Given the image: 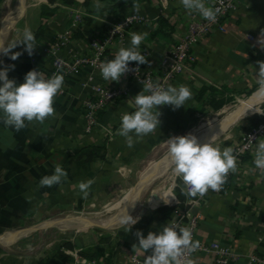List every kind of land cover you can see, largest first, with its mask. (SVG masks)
Masks as SVG:
<instances>
[{
    "label": "crops",
    "instance_id": "1",
    "mask_svg": "<svg viewBox=\"0 0 264 264\" xmlns=\"http://www.w3.org/2000/svg\"><path fill=\"white\" fill-rule=\"evenodd\" d=\"M20 1L16 8L12 0H0V35L6 44L7 34L13 26L14 36L10 42L19 39L24 28L28 27L34 33L41 31V39L32 55L25 50L24 43L12 49V52L21 53L16 60H12L10 55H2L0 58V69L8 67L9 79H15L17 84L23 83L26 74L34 68L51 69L54 58L47 52V48L58 43L59 33L67 31L73 36L61 49L62 54L68 56L88 51V38L117 26L124 18L141 16L142 20L134 21L128 27L125 42L114 41L109 46L107 54L111 60L121 47H131V36L134 32H146L149 35L157 29L160 16H167L178 36L188 30L193 14L183 8L180 0H167L166 5L162 0H135L121 6L116 14L109 12L107 3L103 1H100L104 5L100 12L93 7L95 0H89V4H86V0L83 3L77 0L73 5L60 2L50 4L48 0ZM206 3L209 6L208 0ZM134 4L139 6L138 10L133 7ZM44 6L56 9L54 14L49 17L43 15ZM76 10L84 14V21L79 25H74ZM22 20L24 23L21 24ZM225 26V30H215L192 49L193 61L189 63V69L171 84L175 87L187 86L193 94L192 98L178 109L171 105L160 106V128L143 137L131 148L126 146L125 138L118 135V129L121 116L135 110L129 99L142 91L143 84L123 80L121 85H127V95L103 111L99 125L93 132H86L82 107L84 101L91 96V88L86 83L91 74H95L92 83L106 82L100 71H94L95 67L92 65H86L69 75L66 80L68 88L55 98L57 115L54 119L49 118L44 124L33 122L19 132L0 123V241L5 240L3 236L6 234H14V242H17L39 231L40 228L33 229L39 226L36 221L52 220L51 217L59 214L72 210L80 212L87 207L107 203L115 190L122 187L125 182L122 179H126L129 173L138 172L140 166L149 158L161 154V150L167 146V139L180 135L181 127L190 120V113L205 100V97L201 101L196 100L202 87H215L218 90L224 86L239 93L257 87V61H264V48L257 43L264 31V0H242L236 12L226 20ZM168 45L146 37L140 46L149 48L151 52L143 67L146 70L153 69L167 51ZM239 135L219 146L221 149L231 147ZM86 146H91L98 154L91 161L79 157V152ZM253 152L238 160V171L225 183L221 193H209L201 205L194 209L202 214L197 240L206 243L219 240L221 244L231 246L241 255L240 259L228 264H249L251 254H264V176L255 169ZM57 164L66 169L67 180L63 185L41 187L39 180L44 175H51ZM166 175H170L169 181L174 179L169 185V189H172L176 177L170 167ZM89 179H94L95 182L85 200L79 192L78 184ZM136 186L119 202L128 203ZM157 189L153 192L156 195ZM163 192L165 191L162 188L161 193ZM170 200L172 202L174 199ZM159 205L160 203H154L153 208ZM133 211L134 208L129 211L132 216ZM157 215L158 213L153 216ZM170 218L153 220L150 231L159 234ZM69 220L77 222L72 218ZM50 223L44 222L43 226ZM135 239V235L127 232V245L123 244L124 241L113 238V242L106 246L97 239L92 241L76 235L75 240H72L74 249H67L63 245L59 247V251L71 257L67 262L59 259L58 247L55 246L52 247L54 250H47L46 255L32 258L33 256L15 254L5 245V249L0 247V264H73L72 252H76L82 259H94L100 264H132L133 253L143 255L138 247L134 251ZM117 241L121 242L116 243ZM94 247H103L105 253L95 257L79 253ZM57 260L59 263H55ZM191 264L215 263L211 254L205 252L196 255Z\"/></svg>",
    "mask_w": 264,
    "mask_h": 264
},
{
    "label": "clouds",
    "instance_id": "2",
    "mask_svg": "<svg viewBox=\"0 0 264 264\" xmlns=\"http://www.w3.org/2000/svg\"><path fill=\"white\" fill-rule=\"evenodd\" d=\"M80 2L83 3L84 0ZM180 4L189 14L198 13L209 22H215L222 14L221 7L208 6L206 0H180ZM93 7L100 12L104 5L100 3V0H95ZM133 7L139 9L136 4ZM147 35L146 32H134L131 36V47H121L113 59L100 65L102 78L110 82H119L122 76L133 70L130 69L129 62L147 63V57L140 50V45ZM24 43H26L25 50L32 55L37 47L36 36L28 27L24 28L19 39L8 44H5L0 35V53L10 55L12 60H16L21 53L12 52V49ZM257 43L264 48V31L261 32ZM257 63L259 69L255 72L257 85L255 96L257 99H264V61H257ZM135 71L139 75L138 67ZM8 72V67L0 69V81H2L0 85V123L8 128L14 127L15 131L19 132L33 122L44 124L49 118L56 117L54 104L55 98L63 91V74L57 73L46 77L42 71L33 69L26 74L23 83L17 84L15 79H9ZM140 83L143 84L142 91L129 99L130 105L135 110L121 116L118 129V135L125 138L126 146L129 148L143 137L155 133L158 127L160 128V106L171 105L174 109H178L185 106L193 95L191 90L184 85L179 87L168 85L165 88L159 82L154 83L149 79L142 80ZM255 111L264 114V110L258 106H255ZM166 141L165 158L173 175L182 180L181 193L186 197L203 198L209 190L220 191L227 182L229 173L238 171V158L234 149L232 147L221 149L215 143V135L205 143H200L198 137L192 133L173 135ZM253 156L255 169H258L261 176H264V139H259L256 143ZM67 178L66 169L57 164L51 175H44L39 180V185L41 187L63 185ZM94 182V179H89L78 184L83 199L88 198ZM174 189H169L163 194L159 193L165 204L171 202L170 198H176ZM27 199L31 198L27 197ZM137 200L131 199L133 206ZM138 219L124 208L120 214L119 223L126 226L127 231L130 232ZM135 235L138 243L133 245L134 251L138 247L143 255L149 250L152 252L143 260V264H191V261L185 258L186 254L200 248V242L194 241L190 228L179 227L171 222L163 226L159 234L150 231L145 237L141 230H137Z\"/></svg>",
    "mask_w": 264,
    "mask_h": 264
},
{
    "label": "built area",
    "instance_id": "3",
    "mask_svg": "<svg viewBox=\"0 0 264 264\" xmlns=\"http://www.w3.org/2000/svg\"><path fill=\"white\" fill-rule=\"evenodd\" d=\"M163 4H167V0H162ZM209 6H216L222 8L220 14L215 22H209L203 19L198 13H193L189 21V28L182 34L173 33V42L168 45L167 51L155 63L153 69H145L143 64L138 62H129L132 71L127 72L122 76L119 82L107 81L102 84H94L95 74L89 77L88 85L91 88V96L83 103L82 111L85 119V131L93 132L99 125L100 112L107 109L113 102L123 98L128 93L127 85L122 86L123 80L129 82H140L149 79L152 82H159L162 87L171 85L179 76H182L188 69L189 63L193 61L192 49L199 44L206 36L215 30H225L226 20L236 12L242 0H208ZM83 12L76 10L74 15V25H79L84 21ZM138 15L129 16L121 20L117 26L111 27L105 32H99L92 36L91 41L87 42V50L80 51L76 54L64 56L62 54V47L68 44L72 39L70 32H62L57 35L58 43L50 48L47 52L53 56V63L50 70L42 68H34L37 71H42L46 77H51L53 74H63L65 92L68 88L66 80L74 71L92 65L95 67L94 71H100V65L108 61V48L114 42L123 43L127 40V29L134 22L142 20ZM52 45V44H51ZM140 50L147 58L150 56V49L140 46ZM139 68V75L135 71ZM142 84V83H141ZM259 139H264V123L252 128L249 131L241 133L237 140L231 145L238 160L246 154H251L256 148V143ZM233 173H229L227 182L231 179ZM226 182V183H227ZM225 185V184H224ZM224 185L220 191L209 190V193H221ZM203 198H192L184 196L185 200L182 202L179 197H176L171 203L174 206L171 223L179 227H188L192 231L194 241L197 240V232L202 219L201 211L194 210L199 207ZM200 242V248L190 254H186V259L192 262L193 258L200 253L211 254V259L215 264H228L230 261L240 259V254L231 246L221 244L219 240H213L209 243ZM74 256L73 264H100L94 259H82L76 252H72ZM149 250L144 255L133 253L131 255L132 264H143V260L151 255ZM249 264H264V254L253 253L249 256Z\"/></svg>",
    "mask_w": 264,
    "mask_h": 264
},
{
    "label": "rangeland",
    "instance_id": "4",
    "mask_svg": "<svg viewBox=\"0 0 264 264\" xmlns=\"http://www.w3.org/2000/svg\"><path fill=\"white\" fill-rule=\"evenodd\" d=\"M28 1V0H27ZM26 1V2H27ZM30 1H39V0H30ZM13 4L16 5V8L20 4V0H12ZM39 21V19H37ZM24 23V20L21 21V24ZM1 27V23H0ZM14 26L11 30H9L7 37H6V44L10 43L11 37L14 36ZM1 29V28H0ZM2 53H0V58L2 57ZM227 87H222V89L218 90H210V92L207 93L205 96L204 102L199 106L193 109V111L190 113V120L186 124H184L181 127L180 135H187L190 133V131L199 126L203 122H209L214 118H222L224 113L223 111L225 110L226 107H233L235 106L238 101L242 98H246L250 95H252L251 92L245 91L242 93L235 92L231 89H226ZM251 93V94H250ZM216 104H223L222 108L217 109L215 107ZM259 107V106H258ZM261 110H264V102L261 104V107H259ZM258 113L254 112L253 114ZM252 114V115H253ZM262 116L264 114L258 113ZM251 116V115H249ZM249 116L239 120L234 126L231 127L230 131L220 137L219 139L215 140V143L220 145L230 138L239 135L245 131H247L245 128L247 125H249L248 118ZM167 152V146L161 150V154H159L156 157L149 158L146 162H144L138 172L135 173H129L127 175L125 182H123L122 187L119 189L115 190L113 196L110 197V200L105 203V204H100L97 206H91L87 207L83 210H80V212H76V210H72L70 212H66L65 214H59L57 216L51 217L53 221H56L58 219H63L66 217L69 218H77V217H84L86 218H91L94 220H99L100 222L98 224H93L88 227H83L84 225L76 222V221H70L66 223V225H63V228H58L57 226H49V227H44L41 226L43 225L44 220H39L36 221V225L41 226L39 231L32 233L31 235L20 239L17 242H14L16 240V237L14 234H6L3 236L5 239L4 241H0V247L6 248L5 245L8 246L11 250L15 252V254H19L22 256H28L32 258H36L37 256L40 255H46L47 250H54L52 249L53 246L55 247H61L62 242L64 241H74L76 235H80L82 237H85V239H90V240H99L102 244H105L109 240H113V238H116L119 234V232H125L127 231L126 226H115L114 228H107L106 226L102 225L101 221H106L108 220L107 218L113 217L117 215L119 212L120 208L125 205V201L119 202L122 199H124L127 196L128 192H131L133 188L136 186L138 181L143 177V175L150 170L159 160L161 157H163ZM170 175H166L162 177L161 179H158L157 181L154 182V184L150 187L148 191H146V194H143L140 203L136 205L134 208L133 217H140L143 215H154L157 213V209L162 206H172L171 202L165 204L164 201L162 200L161 196L159 193L162 192L163 190L166 192L169 190V185L170 182L173 183V180H170ZM162 187V188H159ZM183 187V182L182 180L175 178V184L173 188L176 190L181 191V188ZM158 188V189H157ZM132 189V190H131ZM157 189L156 193H153ZM164 193V192H163ZM161 193V194H163ZM171 199V198H170ZM150 200V201H149ZM152 201V202H151ZM119 202L118 206H115ZM151 202V205H150ZM154 203H157L160 205L157 208H153ZM110 207V208H109ZM83 212V214H82ZM71 224H78L77 227L74 228H64L68 227ZM81 225H83L81 227ZM1 238V237H0ZM72 241V242H73ZM14 242V243H11ZM49 247V248H48ZM90 247V246H88ZM48 248V249H47Z\"/></svg>",
    "mask_w": 264,
    "mask_h": 264
},
{
    "label": "trees",
    "instance_id": "5",
    "mask_svg": "<svg viewBox=\"0 0 264 264\" xmlns=\"http://www.w3.org/2000/svg\"><path fill=\"white\" fill-rule=\"evenodd\" d=\"M103 1L105 3H107V7L109 12L116 14L118 9L125 5V4H129L132 3L135 0H100ZM48 2L50 4H55L57 2H60L64 5H73L77 2V0H48ZM86 4H89V0L85 1ZM56 9L54 8H49L47 6H44L42 14L45 15L46 17H49L51 15L54 14ZM158 28L155 29L152 33H150L147 37L152 40V39H157L163 43H167L170 44L173 42V33H174V27L173 25L170 23V21L168 20L166 15H162L158 18ZM36 36V44L38 43V41L41 39V31L35 33ZM91 38H88L87 42L91 41ZM257 87H254L253 89H251L249 92H253ZM209 90H217L215 87H209V86H204L202 87L199 92L196 95V100L197 101H201L202 99H204L205 94L207 93V91ZM250 93V94H251ZM223 104H216L215 103V107L217 109L222 108ZM104 111V110H103ZM103 111L100 112V116L103 114ZM249 121V125L246 126V130L249 131L252 128L264 123V116L255 113L251 116H249L248 118ZM79 157H84L86 160L91 161L94 157H96L98 154L97 152L91 147V146H86L84 147L80 152H79ZM178 191V197L179 199L184 202L185 198L184 195L181 193V191ZM174 206H162L159 207L157 209V216H148V215H143L136 224H134L132 226V229L130 231V233H132L133 235H135L137 230H141L144 234V236L146 237L148 235V233L150 232V228H151V222L155 219H165V218H169L172 217L173 211H174ZM127 232H119L118 236L115 238L116 240H121L123 242V244L127 245ZM136 236V235H135ZM121 241H117L116 243H120ZM113 242V240H109L106 243V246L111 244ZM138 243V238L136 237L135 239V244ZM63 247L67 248V249H74V244L72 243V241H64L62 242ZM130 245V244H128ZM131 246V245H130ZM59 247H58V257L59 259H61L62 261H69L71 260V257L67 254H65L63 251H59ZM81 255H86L89 257H95L98 256L100 254L105 253V249L103 247H94L92 249L89 248V250L86 251H80L79 252ZM55 263H59V261L57 260Z\"/></svg>",
    "mask_w": 264,
    "mask_h": 264
},
{
    "label": "bare ground",
    "instance_id": "6",
    "mask_svg": "<svg viewBox=\"0 0 264 264\" xmlns=\"http://www.w3.org/2000/svg\"><path fill=\"white\" fill-rule=\"evenodd\" d=\"M256 90L252 93V95L242 98L238 101V103L233 107H226L223 111L224 115L222 118H214L211 121L203 122L199 126L193 128L190 133L196 135L199 139L200 143L207 142L213 135H215V140L219 139L220 137L226 135L232 126H234L239 120L242 119L244 114L246 115L243 117H247L249 115H252L255 111V106L261 107V104L264 102V99H257L255 96ZM253 107V108H251ZM164 156L162 159L158 161L156 165H154L153 169L147 172L138 182L131 198L128 203H126L117 213V215L107 218L108 221H101L102 225L106 226L107 228H114L115 226H120L119 219L120 214L122 213L123 209L126 208L128 212L136 207L140 203V200L143 196V194H146L145 192L148 191L151 185L158 179H161L162 177L166 176V173L169 169L167 160ZM139 185V188H138ZM138 189V190H137ZM136 197V198H135ZM131 199L136 200L135 205L133 206V203ZM127 204H129L127 206ZM130 214V213H129ZM77 220L79 223L86 226L84 220L85 218H72ZM98 220V219H97ZM52 222V221H49ZM70 227H77L78 224H71ZM64 227V228H70V227ZM87 227V226H86Z\"/></svg>",
    "mask_w": 264,
    "mask_h": 264
},
{
    "label": "water",
    "instance_id": "7",
    "mask_svg": "<svg viewBox=\"0 0 264 264\" xmlns=\"http://www.w3.org/2000/svg\"><path fill=\"white\" fill-rule=\"evenodd\" d=\"M11 129H14V127H10ZM174 193H175V196H178V191L176 189L173 190ZM69 220V217H66V218H63V219H58L56 221H53V220H47L46 223H50L49 221H52L53 224H46L44 227H49V226H57L58 228H63L62 226L63 225H66V223L68 222ZM100 221L99 220H94V219H91V218H86V220H84L83 223L86 224V226H90V225H93V224H98ZM43 226V225H41ZM41 226H37L33 229H38V228H41ZM85 226V225H84ZM70 227V226H69ZM70 228H74V227H70Z\"/></svg>",
    "mask_w": 264,
    "mask_h": 264
}]
</instances>
